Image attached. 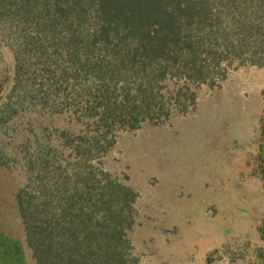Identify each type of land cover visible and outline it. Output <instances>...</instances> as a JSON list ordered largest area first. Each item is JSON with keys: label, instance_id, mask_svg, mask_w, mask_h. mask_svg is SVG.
Here are the masks:
<instances>
[{"label": "trees", "instance_id": "1", "mask_svg": "<svg viewBox=\"0 0 264 264\" xmlns=\"http://www.w3.org/2000/svg\"><path fill=\"white\" fill-rule=\"evenodd\" d=\"M0 43L13 57L0 112L67 108L92 126L64 169L47 150L25 156L2 213L20 236L0 232V264H128L131 192L100 156L117 133L164 119L169 100L180 111L192 87L264 72V0H0Z\"/></svg>", "mask_w": 264, "mask_h": 264}, {"label": "rangeland", "instance_id": "2", "mask_svg": "<svg viewBox=\"0 0 264 264\" xmlns=\"http://www.w3.org/2000/svg\"><path fill=\"white\" fill-rule=\"evenodd\" d=\"M12 75V53L0 43V106ZM192 90L180 111L169 100L164 119L117 133L100 156L131 192L128 264H264V72L240 67ZM2 110L0 232L14 237L2 213L11 187L24 181L25 156L47 150V165L64 169L84 145L76 133L92 126L74 125L67 108Z\"/></svg>", "mask_w": 264, "mask_h": 264}]
</instances>
